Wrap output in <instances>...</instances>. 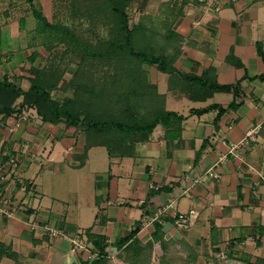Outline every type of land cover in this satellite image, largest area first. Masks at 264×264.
Segmentation results:
<instances>
[{
    "label": "crops",
    "instance_id": "0c3cea01",
    "mask_svg": "<svg viewBox=\"0 0 264 264\" xmlns=\"http://www.w3.org/2000/svg\"><path fill=\"white\" fill-rule=\"evenodd\" d=\"M125 1L141 21L163 28L160 43L176 55L178 73L231 88L192 94V80L175 75L171 81L154 68L150 80L159 105L183 118L158 123L146 141H127V155L110 156L102 145L85 151L82 128L43 121L31 107L0 116V162L12 151L26 152L13 178L33 187L27 195L14 185L9 190L16 203L23 199L32 209L12 217L0 214V244L17 255L14 260L2 251L0 264L87 259L91 251H75L69 241L81 239L88 228L107 237L110 256L118 252L113 243L136 230L134 239L152 244L154 262L165 253L182 264H264V0H220L218 6L195 0ZM53 4L0 0V40L7 32L6 39L22 37L17 45L0 48V81L6 77L29 89L31 67H43L48 58L36 17L53 21ZM20 103L18 98L15 107ZM22 113L27 119L10 133ZM256 125V139L231 150ZM39 172L54 174L55 184L45 185L46 191L54 201L69 199L66 207L73 210L75 224L66 222L71 216L65 208L41 204ZM34 208L42 222L47 219L65 237L52 241L44 228L32 230ZM190 209L198 212L190 225H175L176 215Z\"/></svg>",
    "mask_w": 264,
    "mask_h": 264
},
{
    "label": "trees",
    "instance_id": "16d2710c",
    "mask_svg": "<svg viewBox=\"0 0 264 264\" xmlns=\"http://www.w3.org/2000/svg\"><path fill=\"white\" fill-rule=\"evenodd\" d=\"M106 1L114 10L113 37L111 40L91 48V52L87 48L88 44L82 43L81 40L78 42L79 39L69 26L59 21L49 22L41 15H37L38 27L43 32L45 51L48 53L46 64L41 68L31 67L34 76L30 79V87L27 91H23L6 77L0 81V116L2 118L14 113L19 114L24 108L31 107L43 121L64 122L68 126L82 128L86 133L85 151L91 146L102 145L110 156L127 155L131 154L130 145L124 146L127 141H146L158 123L164 125L173 122L179 123L183 118L175 112L165 111L162 104L158 109L155 103L159 102L158 97L160 96L157 94L155 86H152L153 89H149L151 86L149 84L144 86L140 79L143 65L152 66L158 71L168 74L170 80L175 75H180L179 77H183L186 81L187 79L192 80L190 88L192 94L230 90L231 86L229 85H218L214 81L207 82V80L196 76L178 73L173 65L176 55L167 51L165 46L160 43L159 38L162 34L159 33V38L155 40L149 31V29L157 30L159 28H155L157 24L150 22L149 25L142 21V23L129 27L127 13L121 7L128 2L125 0ZM149 37L155 41L152 42ZM59 43L65 45L63 50H58L60 49L58 48ZM79 53L81 59L77 63ZM119 57H128V59L126 61L120 59L121 62L118 64L111 61V59ZM30 58L34 60L36 53ZM88 58L101 62L107 60V63L113 65L117 72L109 77L104 75L103 79L101 78L99 81L92 80L91 75H86V70H83L84 60ZM71 65H75V70L68 75L67 68ZM122 73L127 76V79H130L129 84L133 89H129V93L126 94L122 91ZM233 88L237 89V86L235 85ZM70 90H72L70 92L72 95H67ZM55 91L64 93L62 98L53 96ZM18 98H21V103L15 107V101ZM220 114L221 110L216 119H219ZM16 154L18 151H12L4 160H7L10 155ZM82 156V158L86 157V155ZM25 184L28 189L31 187V184L26 182ZM158 233L159 227H156L155 239L159 238ZM84 234L86 240L91 243L88 248L91 251V256L87 259H77L79 264H108L110 243L107 237L93 232L91 228L85 229ZM135 234L136 230H133L129 236L118 239L113 245L118 253L120 252L119 256L122 252L126 253L123 258L128 264H150L152 244L142 245L134 239ZM0 249H3L0 250V258L2 251L4 254L6 250V256L16 259L17 255L10 252V249L4 248L2 244H0ZM166 258V254L163 253L159 264H169Z\"/></svg>",
    "mask_w": 264,
    "mask_h": 264
},
{
    "label": "rangeland",
    "instance_id": "374dc122",
    "mask_svg": "<svg viewBox=\"0 0 264 264\" xmlns=\"http://www.w3.org/2000/svg\"><path fill=\"white\" fill-rule=\"evenodd\" d=\"M5 5H7V2L5 3ZM54 14H53V21H59L62 24H65L66 26H69L71 28V30L74 31V33L76 34V37L79 39L78 42H80V40L82 41V43L84 44H88L87 48H89V51L91 52V48H95V46L101 45L104 41L107 40H111L112 39V35L114 33L115 30V20H114V10L113 8H111L110 4L107 3L106 0H54ZM121 7H123L124 11H126V15L128 17V25L129 27H132L133 25L137 24V23H142V21L138 18V16L133 12L132 7H130V5H128V3H126V5H122ZM159 27V26H158ZM155 27V28H158ZM161 29H163L162 27H159L157 30L154 29H149V31H151L150 33L152 34V37H154V39H158L159 38V33L161 32ZM161 34V33H160ZM5 36H9V32H7V34ZM5 36L2 37V39L0 40V48L2 47H8V46H15L17 45V42L22 41V37L19 38L18 40H11V39H6ZM152 37H149L152 38ZM150 39L152 42H154L155 40ZM160 39V38H159ZM67 41V40H66ZM70 42V40H69ZM77 42V43H78ZM73 43V42H72ZM77 43H75L77 45ZM75 47H78L76 46ZM58 50H63L65 48V45L63 43H59L58 44ZM1 52V51H0ZM70 55V54H69ZM78 57V62L79 63V59H81V55L80 53L77 55ZM125 58V59H123ZM122 59L123 61L127 60L128 57H119V58H113L111 59L112 62H115L118 64V62H121ZM83 63V62H82ZM81 63V64H82ZM142 75H140V79L141 81H143L144 86H146L147 84H149L152 88L153 86V80L151 81V73L154 72V67L152 66H147V65H143L142 66ZM75 70V65H71L68 66L67 68V73H72V71L74 72ZM83 70H86V75H91L92 80L95 81H99V79H103L104 75H111L116 71L115 67L113 65H109L107 63V60H103L102 62L97 60V59H91L88 58L86 60H84V65H83ZM72 76V75H71ZM121 80H123V93H129V89L133 90L130 87V79H127V76L124 75V73L121 74ZM145 80V81H144ZM128 81V82H127ZM151 81V82H150ZM96 83V82H95ZM153 89V88H152ZM72 90L67 92V95H72ZM64 93H59L57 91L53 92V96L55 97H60L62 98ZM135 100L137 101V99L135 98ZM156 101V100H155ZM131 103V101H130ZM155 105H157L158 109L160 107L159 102L157 101L155 103ZM155 107V106H154ZM141 110H143L141 108ZM154 111V109H153ZM103 152L104 150H98ZM91 161L93 163V153L91 156ZM93 165V164H92ZM89 168H91V163L89 165V167L85 168L83 171H89ZM76 173H80V172H76ZM46 178V183H45V179ZM55 176L54 174L52 175L51 173L48 176H44L43 174H41L40 172L37 174L36 179H35V183L37 185L41 184V186H43V192H44V197H43V201L41 204L43 205H48L49 207L53 206V208L56 207H63L68 211V215L71 216V212L69 211L66 207V203H68L69 199H64L61 203L58 201H54L53 197H51L49 195V193H47L46 191V187L45 185H53L55 184ZM97 179V178H96ZM44 182V183H43ZM94 182H97V180H95ZM85 194L86 197L88 198L89 196V190L87 189V187L85 188ZM21 195V194H19ZM25 195V194H23ZM22 195V196H23ZM32 200V199H31ZM37 201H33V204H35L34 206H36ZM58 203V204H57ZM64 203V205H63ZM74 205V204H73ZM38 206V205H37ZM39 207V206H38ZM93 207V206H92ZM94 208V207H93ZM39 211H37L38 213ZM40 213V212H39ZM38 213V215H39ZM92 213V210H91ZM73 214V213H72ZM40 218V216L38 217V219ZM41 219V218H40ZM48 220L46 219V222ZM67 223L69 224H75L76 223V219L73 218V216L67 218L66 220ZM86 221H84L85 223ZM97 228H95L96 230ZM94 230V229H93ZM60 237H65V235L63 236H59L57 235L56 237H54L52 239V241H54L55 239H58ZM81 239H77L76 242V246H75V251L77 249H88L91 243H89L88 241L85 240V236H80ZM75 239H71L69 241L70 244H75V242H73ZM77 248V249H76ZM153 252H151V257H150V264H159L160 263V259H156V262L153 261L154 259V255L152 254ZM125 252L121 253L120 252L116 253L114 256H110L108 264H128L127 261L123 258L125 256ZM166 260L168 261L167 263L169 264H182V261L178 262V260H180L179 258L177 259H172L171 262L170 261V257H167ZM62 262H60L59 264H61ZM55 264V263H53Z\"/></svg>",
    "mask_w": 264,
    "mask_h": 264
},
{
    "label": "built area",
    "instance_id": "2783aa9c",
    "mask_svg": "<svg viewBox=\"0 0 264 264\" xmlns=\"http://www.w3.org/2000/svg\"><path fill=\"white\" fill-rule=\"evenodd\" d=\"M201 3L205 4H213L215 6H218V3L220 0H195ZM27 115L22 113L19 115L17 121L14 122L13 126H9L8 130L9 132H13L16 128L19 127L20 123L22 120H26ZM260 130V125H256L254 128L249 130L245 137L237 144L233 143L230 147L231 150L237 149L240 145L246 143L247 141L250 140H255L256 135L258 134ZM22 154H25L26 152H21ZM19 152L16 155H10L7 160H4L3 162H0V214H3L7 217H12L18 212H23L27 211L28 209H32V206L28 203L25 202L23 199L22 201L15 202L13 200L15 197L10 196L9 190L11 187H16V192H21L22 194L27 195L28 192L33 190V187L31 186L29 189L27 188V184L20 182L19 184H16V180L13 178L15 171L17 170L20 161H21V155ZM30 158H34V154L29 155ZM213 176H217L216 174H213ZM14 185V186H13ZM37 212V210L34 208ZM198 215L197 210L195 209H190L188 212L185 213H179L176 215L174 223L175 225L185 228L190 225L191 220L196 218ZM37 213L33 212L30 213L31 220L29 221V227L32 230H36L40 227L44 228L47 230L50 239H53L57 235L62 236V233L60 230H57L56 228L50 227L48 223L42 222L40 219H38ZM41 223H44L43 226H41ZM77 240V239H76ZM74 240L73 242H75ZM77 242V241H76ZM74 244L76 246L77 244Z\"/></svg>",
    "mask_w": 264,
    "mask_h": 264
},
{
    "label": "water",
    "instance_id": "95a60500",
    "mask_svg": "<svg viewBox=\"0 0 264 264\" xmlns=\"http://www.w3.org/2000/svg\"><path fill=\"white\" fill-rule=\"evenodd\" d=\"M64 264H79V262L74 256H70L64 261Z\"/></svg>",
    "mask_w": 264,
    "mask_h": 264
}]
</instances>
